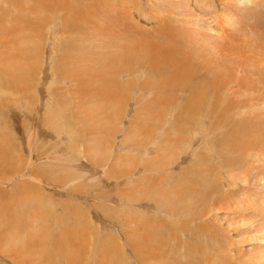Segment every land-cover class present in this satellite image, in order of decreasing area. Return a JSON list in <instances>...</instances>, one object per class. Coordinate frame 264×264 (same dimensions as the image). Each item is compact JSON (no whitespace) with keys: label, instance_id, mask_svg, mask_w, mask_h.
<instances>
[{"label":"rangeland","instance_id":"rangeland-1","mask_svg":"<svg viewBox=\"0 0 264 264\" xmlns=\"http://www.w3.org/2000/svg\"><path fill=\"white\" fill-rule=\"evenodd\" d=\"M255 3L0 0V264L264 263V188L245 174L264 170V0ZM130 44L183 67L153 65V52L117 72ZM93 56L95 80L80 78ZM148 225L139 259L130 244Z\"/></svg>","mask_w":264,"mask_h":264},{"label":"bare ground","instance_id":"bare-ground-1","mask_svg":"<svg viewBox=\"0 0 264 264\" xmlns=\"http://www.w3.org/2000/svg\"><path fill=\"white\" fill-rule=\"evenodd\" d=\"M12 1V0H11ZM20 1V0H19ZM13 2H14V0H13ZM240 2H246V3H253L255 6L257 5V6H260V7H262L263 6V3L262 4H256L255 3V0H240ZM12 3V2H11ZM15 5V4H14ZM253 5V6H254ZM247 8V7H246ZM249 9V8H248ZM70 13V12H69ZM225 15V14H224ZM262 15H264V13H262ZM67 16V15H66ZM84 16V15H83ZM96 16V15H95ZM20 17V16H19ZM68 17V16H67ZM66 17V18H67ZM259 17V16H258ZM80 18V17H79ZM83 18H86V17H83ZM255 18V17H254ZM262 19L263 20H257V21H259L262 25H263V21H264V16L262 17ZM73 20H74V18H73ZM170 20V19H169ZM255 20H256V18H255ZM71 22V21H70ZM69 22V23H70ZM76 22V21H75ZM71 24V23H70ZM75 24V23H74ZM81 24V23H80ZM198 24V23H197ZM68 25V24H67ZM89 27V26H88ZM14 30V33H15V28L13 29ZM163 30V29H162ZM13 32V31H12ZM12 32H11V39H12V41L15 43V44H18V42L20 41V39H16V37L12 34ZM139 33V32H138ZM190 34V33H189ZM197 34V33H196ZM200 37V36H199ZM9 38V37H8ZM17 38H18V36H17ZM23 38H25V37H23ZM1 40V43L0 44H4V42H3V40H5V37H3V38H1L0 39ZM30 40H33V39H31L30 38ZM126 40V39H125ZM23 42V41H22ZM22 42H21V44H22ZM26 42V41H25ZM132 43V42H131ZM9 44V43H8ZM25 45H26V43H25ZM29 45H31V44H29ZM27 46V45H26ZM12 47V46H11ZM24 47V46H23ZM152 47H154V46H151L150 48H146V52H143V49L140 47V48H138V45L137 44H134V45H128V46H123L122 48V52H118V53H120V55L118 56V57H116V58H118V59H120V63H118V62H116L114 65H117V68H116V71L117 72H120L121 71V69L123 68H125V66L126 67H129L128 68V70L130 69V67L133 65V64H137V63H141V62H144L143 61V58L144 57H148V55H151V54H153V52H154V54H155V57L154 58H150V60L149 59H146V60H149L150 61V63H152L153 65H158L159 63H162V64H165V63H169L170 64V66H172V65H176L177 67H181L182 65H183V63H182V61L183 60H179L178 59V57H177V59H176V56H175V59H173V58H171L170 57V55H166L165 54V52L163 51V50H160V49H157L156 48V50H154ZM108 48V47H107ZM178 48H179V46H178ZM189 48H191V46H189ZM8 49V48H7ZM147 49H149V51H147ZM175 49V48H174ZM192 49V48H191ZM104 50V49H103ZM180 50H182L181 48H180ZM255 50V49H254ZM35 51V50H34ZM37 51V50H36ZM84 51V50H83ZM186 51V50H185ZM194 51V50H193ZM203 51V50H202ZM108 52H109V50H108ZM145 53V54H144ZM171 53H172V51H171ZM183 54V56L185 57V58H191V57H188V55H190V54H192V56H193V53H186V56H185V52H182ZM112 54H114V53H112ZM173 54H174V52H173ZM205 54V52L203 51V55ZM31 55V54H30ZM33 55H35V54H33ZM87 55V54H86ZM195 55V54H194ZM206 55V54H205ZM98 56V58L99 57H101L100 59L102 60V61H99V62H97V63H99L100 64V66L101 65H103V62H104V60H106V61H108V58H109V56H108V54L106 53H104V54H102L101 56H99V55H97ZM173 56V57H174ZM196 56V55H195ZM243 56V55H242ZM18 57V55H13L12 54V58H13V61L15 60L16 61V58ZM33 57V56H32ZM183 57V58H184ZM197 57V56H196ZM256 57L257 56H255L254 58L256 59ZM15 58V59H14ZM85 58V57H84ZM87 58V57H86ZM92 58V57H91ZM93 60L92 61H89L88 63V65H87V67H85V68H81L80 70H79V74L80 75H78V76H80V78H84V79H89V78H93V80H95L94 78L97 76L96 74H98V72H99V70L96 68V66H97V64H94V62L96 63V61H98L97 60V58L96 57H94L93 56ZM243 58V57H242ZM0 59H3V57L2 56H0ZM64 59V58H63ZM110 59H111V57H110ZM145 59V58H144ZM194 59V58H193ZM208 59V58H207ZM206 59V60H207ZM85 60V59H84ZM89 59H87V61H88ZM95 60V61H94ZM18 61V60H17ZM19 62V61H18ZM18 62H15V63H18ZM60 62V61H59ZM62 62V61H61ZM86 62V61H85ZM37 63V62H36ZM90 63L92 64V65H90ZM105 63V62H104ZM113 63V62H112ZM111 63V64H112ZM73 64H75V63H73ZM109 64V63H108ZM159 65H161V64H159ZM15 66H16V64H14L12 61H11V63L9 64V65H7V67H6V70H8V72L10 73V71H13L14 69H15ZM36 66V65H35ZM162 66V65H161ZM209 66V65H208ZM76 67V66H75ZM103 67H104V65H103ZM162 67H164V65L162 66ZM183 67V66H182ZM36 69V68H35ZM97 71H96V70ZM136 69V68H135ZM166 69V68H165ZM10 70V71H9ZM183 70V69H182ZM40 71V70H39ZM158 71V70H157ZM161 71V70H160ZM76 72V71H75ZM22 73V72H21ZM20 73V71H19V69H15L14 70V73H10V75H11V78H18V77H20L21 74ZM24 73V72H23ZM76 73H78V72H76ZM165 75L167 74V72H165L164 73ZM169 74V73H168ZM176 74H177V72H176ZM190 74H192V72H190ZM189 74V75H190ZM167 76H169V75H167ZM175 76H177V75H175ZM101 78H102V76H101ZM174 78V77H173ZM27 80V79H26ZM173 80V79H172ZM97 81V80H96ZM131 81V80H130ZM171 81V80H170ZM92 82V81H91ZM132 82V81H131ZM130 82V83H131ZM152 82V81H151ZM146 83H147V81H146ZM218 83V79L216 80V84ZM93 84H95V83H93ZM100 83H98V85H99ZM111 84V83H110ZM220 85H221V83H219ZM161 85V84H160ZM101 86V85H100ZM100 86H98V88L100 87ZM106 86V85H105ZM113 86V85H112ZM175 87H176V85H174ZM0 87L2 88V90L4 89V82H2L1 84H0ZM127 87V86H126ZM218 87V86H217ZM97 88V87H96ZM97 88V89H98ZM102 88V87H101ZM107 88V87H106ZM110 91H112V90H110ZM93 92H94V94H96V92H97V90H93ZM103 92V91H102ZM124 92V91H123ZM108 93V92H107ZM208 93V92H207ZM101 94V93H100ZM109 94V93H108ZM98 95V94H97ZM202 96H203V94H202ZM92 97V96H91ZM155 97V96H154ZM92 98H94V99H99V100H94V101H92L94 104H96V106H97V104L100 106V107H102V106H107V105H109V103L111 102V100H110V97H98V96H93ZM191 98V97H190ZM54 99H56L55 97H54ZM57 100V99H56ZM222 100V99H221ZM227 100V99H226ZM190 101V100H189ZM202 101H203V99H202ZM202 101L201 100H199L198 102H200V104L202 103ZM58 102V101H57ZM113 102H115V101H113ZM142 102V101H141ZM112 103V102H111ZM113 104V103H112ZM120 104V103H119ZM159 104V103H158ZM203 104H204V102H203ZM55 102H54V108H55ZM117 105V104H116ZM168 105V104H167ZM49 106V105H48ZM51 110H52V113H54V110H53V108H52V103H51ZM86 106V105H85ZM209 106V105H208ZM119 107H120V105H119ZM195 107H196V105H195ZM201 107H202V105H201ZM116 108V107H115ZM185 108V107H184ZM222 108V107H221ZM176 109V108H175ZM191 109V108H190ZM225 109V108H224ZM48 110V109H47ZM110 110V109H109ZM187 110V109H186ZM191 111V110H190ZM225 111V110H224ZM61 114V113H60ZM63 116H64V114H63ZM47 117H48V115H47ZM52 117H54L55 118V116H50V118H47V119H49L48 121H49V123L51 124V125H55L54 124V122H53V120L54 119H52ZM56 117H57V115H56ZM45 119H46V117H45ZM112 119H114V118H112ZM118 120V119H117ZM56 121V120H55ZM87 121V120H86ZM106 121V120H105ZM104 121V122H105ZM111 121V120H110ZM62 123V122H61ZM36 124V123H35ZM251 124V123H250ZM104 125V124H103ZM113 125V124H112ZM200 125V124H199ZM237 125V124H236ZM53 126H51V127H53ZM114 126V125H113ZM105 127V126H104ZM140 127V126H139ZM178 127V126H177ZM264 127V126H263ZM106 129H107V126L105 127ZM137 129H138V127H136ZM135 128V129H136ZM141 128V127H140ZM201 128V127H200ZM249 128V127H248ZM105 129V130H106ZM134 129V130H135ZM142 129V128H141ZM230 129V128H229ZM250 129V128H249ZM99 130H101V129H99ZM231 130V129H230ZM229 130V131H230ZM254 130V129H253ZM263 130V129H262ZM103 131V130H102ZM108 131H109V129H108ZM198 131V130H197ZM202 131V130H201ZM235 131V130H234ZM104 132V131H103ZM132 132V131H131ZM199 132H200V130H199ZM232 132V131H231ZM240 132V131H239ZM105 133V132H104ZM135 133H136V130H135ZM220 133H221V131H220ZM233 133V132H232ZM132 134H134L133 132H132ZM138 134V133H137ZM136 134V135H137ZM142 134V133H141ZM176 134H178V133H176ZM250 134H251V131H250ZM182 135V134H181ZM198 134L197 133H195L194 132V135L193 136H197ZM224 135V134H223ZM229 135V134H228ZM252 135V134H251ZM132 136V135H131ZM231 136V135H230ZM234 136V135H233ZM108 136L106 135V138H107ZM137 137V136H136ZM142 137H144V136H142ZM142 137L140 136V138L142 139ZM183 139H185L186 140V138L184 137V135H182L181 136ZM228 137V136H227ZM235 137V136H234ZM245 137V136H244ZM248 137V136H247ZM252 137H253V135H252ZM255 137V136H254ZM253 137V138H254ZM139 138V139H140ZM182 138H180L181 140H182ZM233 138V137H232ZM249 138H250V135H249ZM224 139V138H223ZM227 139V138H226ZM261 139V138H260ZM137 140V139H136ZM143 140V139H142ZM178 140V139H177ZM251 140V139H250ZM182 141H184V140H182ZM214 141V140H213ZM146 142V141H145ZM145 142H143L144 144H145ZM233 142H234V140H233ZM250 142V141H249ZM101 143V142H100ZM99 143V144H100ZM108 143V142H107ZM229 143V142H228ZM92 144V143H91ZM89 145V144H88ZM88 145H86V149H87V146ZM248 144H246V146H247ZM250 145V144H249ZM233 146V145H232ZM237 146V145H236ZM253 146V145H252ZM72 147V146H71ZM91 147V146H90ZM89 147V148H90ZM93 147V146H92ZM147 147V146H146ZM244 147H245V145H244ZM98 149H99V147H97ZM164 148V147H163ZM232 148V147H231ZM247 148H250V147H248L247 146ZM252 148V147H251ZM95 149H96V147H95ZM97 149V150H98ZM101 149V148H100ZM165 149V148H164ZM253 149V148H252ZM72 150V149H71ZM88 150V149H87ZM215 150V149H214ZM234 150H236V148L234 149ZM240 150V149H239ZM259 150V149H258ZM77 151L79 152V150L77 149ZM90 151V150H89ZM232 151V150H231ZM238 151V150H237ZM101 152V151H100ZM251 152H252V150H251ZM88 153V152H87ZM95 153V152H94ZM168 153V152H167ZM234 153H235V151H234ZM98 154V153H97ZM141 154V153H140ZM226 154V153H225ZM88 155H90V153L88 154ZM246 155V154H245ZM86 156V155H85ZM84 156V157H85ZM97 156V155H96ZM95 156V157H96ZM146 155H143V157H145ZM195 156V155H194ZM88 157V156H87ZM199 157V156H198ZM221 157V156H220ZM92 158H94V157H92ZM121 158V157H120ZM199 158H201V157H199ZM252 158V157H251ZM72 159V158H71ZM131 159V158H130ZM164 159V158H163ZM166 160H167V158H165ZM128 160V159H127ZM165 160V161H166ZM210 160H211V158H210ZM204 161V160H203ZM123 162H125V161H123ZM122 161H121V163H123ZM134 163V162H133ZM165 163V162H164ZM119 164V163H118ZM144 164V163H143ZM196 165H197V163H195ZM238 164V163H237ZM142 165V164H141ZM145 165H147V164H145ZM153 165V164H152ZM242 165V164H241ZM241 165H239V166H241ZM123 166V165H122ZM129 166H131V165H129ZM135 165H133V167L130 169V170H132V171H134L133 170V168H135L134 167ZM186 166V165H185ZM124 167V166H123ZM127 168V167H126ZM264 168V167H263ZM138 169V168H137ZM171 169H172V167H169V170L171 171ZM82 170V169H81ZM150 171V169H148V168H146V170H145V172H147V171ZM44 171H45V169H44ZM251 171V170H250ZM54 172L55 173H58V171H56V170H54ZM172 172V171H171ZM199 172V171H198ZM80 174V173H79ZM144 174V173H143ZM245 174H248L247 176H246V179H248V180H251V181H256L257 182V186H259V187H261V188H264V170L263 169H259L256 173H245ZM129 175H130V173H129ZM128 175V176H129ZM171 175V174H170ZM181 175V174H180ZM201 175V174H200ZM83 176V175H82ZM81 176V177H82ZM115 176V175H114ZM33 177V176H32ZM58 177V176H57ZM80 177V178H81ZM244 177V176H243ZM129 178H130V176H129ZM176 178V177H175ZM183 178V177H182ZM77 179H79V177H77ZM173 179V178H172ZM181 179V178H180ZM206 179V178H205ZM116 180V179H115ZM142 180V179H141ZM58 181V180H57ZM108 181V180H107ZM144 181V180H143ZM200 181V180H199ZM205 181V180H204ZM45 182V181H44ZM145 183H146V180L144 181ZM148 182V184H149V181H147ZM58 183V182H57ZM205 183V182H204ZM27 184V183H26ZM147 184V183H146ZM195 185V184H194ZM193 185V186H194ZM160 186V185H159ZM147 187V186H146ZM152 187V186H151ZM30 188V187H29ZM34 188H36V187H34ZM205 188V187H204ZM135 190H137V188L135 189ZM134 189L132 190V192L133 191H135ZM159 190V189H158ZM153 191L155 192V189H153ZM174 191V190H173ZM212 191V190H211ZM126 192V191H125ZM136 192V191H135ZM135 192H133V193H135ZM121 193H122V191H121ZM156 193V192H155ZM122 194H124V193H122ZM122 194H121V196H122ZM128 194V193H127ZM129 194H130V191H129ZM132 194V193H131ZM157 194V193H156ZM164 194V193H163ZM162 194V195H163ZM113 195V194H112ZM108 196V197H106V199H107V202H110V201H112V198L111 197H113V199H115L114 198V196ZM117 195H119V193L117 194ZM155 195V194H154ZM42 196V195H41ZM120 196V195H119ZM124 196V195H123ZM125 196H127V195H125ZM130 197H131V195H130ZM140 197V196H139ZM33 198L34 199H40V197H39V195H33ZM33 198H32V201H33ZM120 198V197H119ZM131 198H133V195H132V197ZM31 199V198H30ZM129 199V198H128ZM135 199V198H134ZM176 198H174V200H175ZM157 200H158V198H157ZM181 200H182V198H181ZM40 201H41V199H40ZM175 202H177V200H175ZM188 202V201H187ZM192 202V201H191ZM128 203V202H127ZM182 203V202H181ZM189 204V203H188ZM194 204V203H193ZM171 205H172V203H171ZM176 205H177V203H176ZM118 206V205H117ZM180 206V205H179ZM263 206H264V201H263ZM196 207V206H195ZM182 208V207H181ZM18 209V208H17ZM34 209V208H33ZM43 209V208H42ZM106 209V208H105ZM176 209V208H175ZM198 209V208H197ZM263 209H264V207H263ZM82 210V209H81ZM206 211V210H205ZM34 212V211H33ZM106 212H107V210H106ZM35 213V212H34ZM128 213V212H127ZM201 213V212H200ZM117 214V213H116ZM139 214V213H138ZM141 214V213H140ZM139 214V215H140ZM197 214V213H196ZM184 215V214H183ZM32 216H36V215H32ZM54 216V215H53ZM114 217H115V215H113ZM178 217V216H177ZM176 217V218H177ZM187 217V216H186ZM116 218V217H115ZM137 218V217H136ZM184 218V217H183ZM35 219V218H34ZM71 219V218H70ZM113 219V218H112ZM124 219V218H123ZM187 219V218H186ZM154 220V219H153ZM178 220H179V218H178ZM183 220V219H182ZM193 220V219H192ZM181 221V220H180ZM38 222H39V220H38ZM113 222V221H112ZM148 222H149V220H148ZM147 222V223H148ZM147 223H145V224H147ZM151 223V222H150ZM149 223V224H150ZM161 224V223H160ZM186 225H187V223H185ZM130 224H128V226H129ZM136 225V224H135ZM183 225V224H182ZM185 225V226H186ZM120 226V225H119ZM138 226V225H137ZM157 226V225H156ZM159 226V225H158ZM184 226V227H185ZM141 227V226H140ZM140 227H139V229H138V233H137V235H136V237H137V240H138V243H131L130 245H132V247H135V256H139L138 258L140 259V256L142 257L143 255H144V257L148 254L146 251L148 250V247H144V245H145V243L144 244H142L143 242H142V238H144L143 237V235H144V232H145V234L147 233L148 235H150V236H153L152 234H153V232L152 233H150L152 230H151V226H146V228L144 227V226H142V228L140 229ZM155 227V226H154ZM132 229V228H131ZM154 229V228H153ZM140 230V231H139ZM157 230V229H156ZM212 230V229H211ZM158 231H160V229L158 230ZM192 231V230H191ZM141 233V235H139L140 233ZM134 233V232H133ZM105 234H107V233H105ZM108 235V234H107ZM127 236V235H126ZM107 237V236H106ZM127 237H129V236H127ZM134 238V237H133ZM132 238V239H133ZM157 238V237H156ZM33 239V238H32ZM187 239V238H186ZM129 240H131V238L129 237ZM134 240H136V238H134L133 239V241ZM213 240V239H212ZM132 241V240H131ZM151 241V243L153 244V245H157V244H160V243H155V241H156V239H155V241H154V239L153 240H150ZM155 243V244H154ZM65 244V243H64ZM136 244H138V245H136ZM165 244V243H164ZM152 245V246H153ZM155 249H157L156 247H154ZM48 249V248H47ZM163 249V248H162ZM150 250V249H149ZM134 251V250H133ZM155 253V252H154ZM43 254V253H42ZM161 254V253H160ZM148 256V255H147ZM144 257H143V260H144ZM152 257L153 256H151V261H153L152 260ZM162 258V257H161ZM158 259V258H157ZM147 260L148 259H146V261H143V263H147L148 264V262H147ZM161 261H162V259H160ZM177 260V259H176ZM149 261V260H148ZM150 261V262H151ZM142 262V261H141ZM155 262V261H154ZM261 262V261H260ZM259 262V263H260ZM156 263V262H155ZM158 263H159V261H158ZM161 263V262H160ZM244 263V262H243ZM242 263V264H243ZM172 264V263H171ZM246 264V263H245ZM248 264V263H247ZM262 264H264L263 262H262Z\"/></svg>","mask_w":264,"mask_h":264}]
</instances>
